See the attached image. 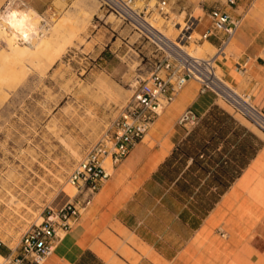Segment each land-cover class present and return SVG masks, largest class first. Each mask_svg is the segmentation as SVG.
I'll list each match as a JSON object with an SVG mask.
<instances>
[{
	"label": "crops",
	"instance_id": "obj_1",
	"mask_svg": "<svg viewBox=\"0 0 264 264\" xmlns=\"http://www.w3.org/2000/svg\"><path fill=\"white\" fill-rule=\"evenodd\" d=\"M21 1L42 15L75 0ZM180 2L196 36L211 28V10L241 17L255 3L217 65L264 112V0ZM228 106L190 81L45 264H264V138ZM188 109L200 117L195 128L179 123Z\"/></svg>",
	"mask_w": 264,
	"mask_h": 264
},
{
	"label": "rangeland",
	"instance_id": "obj_2",
	"mask_svg": "<svg viewBox=\"0 0 264 264\" xmlns=\"http://www.w3.org/2000/svg\"><path fill=\"white\" fill-rule=\"evenodd\" d=\"M149 1L153 5L157 0H139L137 5L143 7ZM180 3L168 0L167 18L156 17V26L172 40L187 18L176 9ZM254 4H248L243 19ZM21 11L35 15L33 24L41 26L33 10ZM52 13L55 17L43 40H51L53 49L68 38L64 51L52 66L50 58H41V63L29 67L27 77L0 93V239L11 249L31 226L75 199L77 190L69 183L70 174L132 97L135 79L152 51L130 26L102 11L98 0H75L65 11ZM205 26L206 22L200 31ZM9 33L0 28V53L7 50ZM197 39L195 35L186 46L188 52L201 47L205 50L202 58L216 54L217 46L210 50L208 41ZM19 46L28 45L20 42ZM216 71L224 78L218 65ZM227 108L234 112L230 105ZM70 188L76 191L71 199L63 193Z\"/></svg>",
	"mask_w": 264,
	"mask_h": 264
},
{
	"label": "built area",
	"instance_id": "obj_3",
	"mask_svg": "<svg viewBox=\"0 0 264 264\" xmlns=\"http://www.w3.org/2000/svg\"><path fill=\"white\" fill-rule=\"evenodd\" d=\"M138 1L98 0L102 11L130 26L139 39L152 47L147 65L135 79L132 97L70 174L69 183L77 190L75 199L52 210L41 224L31 226L11 254L2 257L0 264H45L64 236L79 222L102 185L110 179L112 170L143 141L156 120L190 81L198 82L202 92L209 91L221 98L264 135V112L253 104L251 95L232 90L226 86L224 78L219 79L216 75L217 60L241 29L243 18L233 17L221 9L211 10L212 26L199 36L197 42L216 39L217 52L209 58H198L184 50L195 36L196 24L191 18L185 20V26H180V33L172 40L156 26L157 16H168V0H157L153 5L149 1L143 7L137 5ZM227 3L230 7H237L239 0H228ZM26 7L21 0H8L0 11V28L10 30L3 27L5 15L11 11L21 12ZM39 16L38 38L49 30L55 14L50 12ZM246 68L244 65L243 70ZM179 123L195 128L200 117L188 109ZM108 161L110 166L106 165ZM4 247L6 244L0 239V250Z\"/></svg>",
	"mask_w": 264,
	"mask_h": 264
},
{
	"label": "bare ground",
	"instance_id": "obj_4",
	"mask_svg": "<svg viewBox=\"0 0 264 264\" xmlns=\"http://www.w3.org/2000/svg\"><path fill=\"white\" fill-rule=\"evenodd\" d=\"M34 16L27 11H11L3 18V27L9 28L10 30L7 31H10V33L5 38L7 50L0 53V93L7 88H11L9 86H13V83L17 84L18 81L20 82V80H23L25 76L27 77L29 67H31L32 64H39L41 58H50L52 60L50 65L52 66L54 60L62 54L66 45L69 43V39L66 38L59 46L52 49L51 40H43L45 35L38 38L39 27L33 24ZM178 27L177 30L180 31V26ZM21 41H24L28 46L20 47L19 44ZM206 46L210 50H214L211 44L206 43ZM184 50L188 52L186 48H184ZM224 50L221 55L225 54ZM190 53L198 58H202L205 50L200 47ZM216 75L218 76L217 71ZM219 79L221 78L219 77ZM226 86L229 87L227 84ZM63 193H65L69 199L76 196L74 188H70L67 191L63 190ZM0 259H2L1 256Z\"/></svg>",
	"mask_w": 264,
	"mask_h": 264
},
{
	"label": "trees",
	"instance_id": "obj_5",
	"mask_svg": "<svg viewBox=\"0 0 264 264\" xmlns=\"http://www.w3.org/2000/svg\"><path fill=\"white\" fill-rule=\"evenodd\" d=\"M221 113V112H220ZM223 114V113H222ZM212 115H213V113H212ZM225 117H228L227 115H224Z\"/></svg>",
	"mask_w": 264,
	"mask_h": 264
}]
</instances>
